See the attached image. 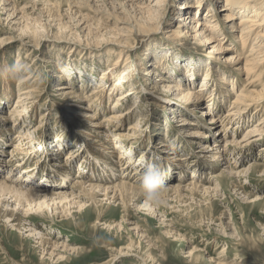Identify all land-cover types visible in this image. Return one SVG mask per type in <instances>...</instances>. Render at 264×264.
I'll list each match as a JSON object with an SVG mask.
<instances>
[{"label":"rangeland","instance_id":"374dc122","mask_svg":"<svg viewBox=\"0 0 264 264\" xmlns=\"http://www.w3.org/2000/svg\"><path fill=\"white\" fill-rule=\"evenodd\" d=\"M184 1L195 3V0H164L154 8L156 17L153 18L139 12L149 4L148 0H0V65L21 63L27 69L24 78L27 81L8 86L9 95H5L6 85L0 81V163L6 167L0 169V180L9 177L10 183L23 168L27 169L23 171L25 176L39 166L35 179L39 182L47 175L50 182L54 178L51 186L64 183L62 173L68 174L66 188L72 180L87 181L95 176L101 186L110 187L122 181L137 187L134 179L139 177L140 169H136L135 175L134 166H143L142 156L149 162L165 164L168 172L165 206L153 213L144 208L137 211L135 204L143 205L138 194L135 195L138 200L126 212L119 203L104 201L103 224L96 220L95 212L75 213L71 208L55 210L52 218L13 215V220L8 222L9 214L0 206V264H143V259L146 264H264V151L261 150L264 137L239 143L248 127L264 117V103L257 111L251 109L252 119H243L245 122L240 125L224 123L225 127L221 128L218 123V127L212 128L207 122L210 117H201L202 112L218 111L225 116L237 89L233 95L229 94V85L228 88L219 85L224 98L214 100V107L211 98L215 92H203V99L195 102L189 112L175 93L162 89L170 76L187 85L185 76L189 70H196L192 90L197 91L208 65L210 48L191 38L192 24L179 23V18L186 13L180 10ZM201 1L213 3L208 7L214 8L212 13L217 17L218 27L230 35L228 27L238 20H222L224 13L219 11L224 0ZM154 4L155 1L150 3ZM208 7L201 8L200 12L205 13ZM191 10L190 15L195 11ZM178 25L182 38H176L175 45L170 44L165 34L176 30ZM122 27L129 31L126 37H120ZM183 31L190 36L183 35ZM227 37L221 42L223 48H235L233 39ZM118 38L124 44L112 41ZM125 44L133 48L127 49L122 57L136 58L151 73L153 56L166 53L170 62L164 71L156 73L165 83L158 82L157 75L144 77L145 82L142 74L135 76L129 84L139 94L114 107L117 96L129 90L128 85L123 92L112 94V80L105 81V88L102 86L103 73L115 63ZM150 47L155 50L145 60ZM229 55H214L219 60L217 71L212 69L213 75L225 71L242 86L244 76L227 69L225 59ZM63 86L67 89L59 90ZM250 90L258 92L261 87L253 85ZM93 91L97 93L89 97ZM165 98L174 104L167 105ZM119 114L122 117L112 119ZM96 124L101 128L93 127ZM215 132L216 136L228 133L222 138L223 144L231 140L233 133L239 143L229 146L223 156L217 155L219 160L213 157L215 150L210 151L215 143L209 137ZM20 133L29 137L23 141L25 147L35 151L41 144L47 152L41 156L38 150L32 158L28 156L29 151L14 153L16 136ZM90 142L91 146L87 145ZM51 143L57 148L50 146ZM162 144L173 148L169 152L183 162L187 159L190 167L170 168L165 160L170 153H162L165 150ZM205 145L210 146L208 152L203 150ZM116 146L129 148L126 153L120 148L114 150L118 156H130V160L123 158L121 164L126 165L122 170L119 169L123 166L109 157L112 147ZM55 149L60 153L53 154ZM87 149L96 151L99 163L93 162ZM68 153H73V159H68ZM16 162L24 163L19 171L15 170ZM81 172L83 175L79 176ZM193 178L200 189L172 190L177 184L186 186ZM203 188H209L210 192L203 193ZM16 224L25 227L24 230H17ZM29 225L37 231L33 232ZM29 230L31 233H25ZM32 234L37 240L30 237ZM42 235L50 244L44 253L37 245ZM126 246L133 250L129 255L115 256L111 251Z\"/></svg>","mask_w":264,"mask_h":264},{"label":"bare ground","instance_id":"6f19581e","mask_svg":"<svg viewBox=\"0 0 264 264\" xmlns=\"http://www.w3.org/2000/svg\"><path fill=\"white\" fill-rule=\"evenodd\" d=\"M148 1H149V4L145 8H140L139 12L143 13V15L144 14L147 15V17L153 16V18H154V17H156L155 16L156 9H154V8L156 6H159V4L162 3V1H164V0H148ZM154 1H155V4L150 5V3L154 2ZM209 3L211 5H213V3H211V2L202 3L201 0H195V3H194L195 5L192 3L190 4V2H188V1H184L180 7L181 8L180 10H182L181 12H184V13L186 12V13L183 14L181 16V18H179V23L188 22L187 24H192L193 27H190V28L186 27V28H189V31H191V33H192L191 38L193 40L198 41L199 43H203V46L210 48L209 53H208L209 56L207 57V64L208 65L205 68V72H204L203 77L201 79L200 88L197 91L192 90V86L194 84V82H192V81L196 80L195 77H196V73L198 71L189 70V73H187V75L185 76L186 77L185 80L189 82V83L187 82L188 83L187 85H186V83H183L182 81L174 78L173 76H170V77H168V79H170V80L167 83V86L163 85L162 89H165V91L167 93H171V94L175 93L174 95L177 96L176 99L181 101V103L185 106L184 108L187 112H189L188 110H190V109L193 110L192 107L194 106L195 102H199L203 99V94H202L203 92H208V90H209V92L210 91L215 92V94L213 95V98H211L212 99L211 101H213L211 104L214 107L215 106L214 100H216V102H217L218 98H222L224 96V92L218 90L219 88H221V87L218 88L219 85L220 86L221 85H224V86L227 85V88L229 85V88H230L229 94L231 93L233 95H234L235 89H237V92H235L234 98H232V102H230L231 105L226 110L227 112H226L225 116L222 117V115L218 111L213 112L211 114L212 110H208V112L203 111L201 114V117H203V116L204 117H206V116L210 117V118H208L207 122H208V124L213 125L212 128L218 127V123L221 125V128L222 127L224 128L225 127L224 123H228V124H232V123L238 124L239 123V125H240V123L243 121V119H245V120L252 119V116L250 114V110L255 109L257 111V110H259L261 103H264V0H224L223 7L219 11V12L224 13L222 16V20L223 21L238 20L236 22V24L231 23V25L228 27L230 35H227L226 32L222 31L221 28L218 27V22L215 19L217 17H215V14L212 13L215 10L213 7H208ZM205 7H208V10L202 14L200 12V10H201V8H205ZM191 9L195 10V11L193 10L194 13H192L193 17L189 13L192 11ZM190 16H191V19H190ZM198 17L199 18L201 17V19H197ZM179 25L177 26L176 30L169 31L167 34H165V37L167 38V40L169 41L170 44L175 45L176 44L175 39L176 38H182V35H181L182 30L180 29L181 27H179ZM192 25H190V26H192ZM122 32L123 33H122V35H120V37H126L129 33V31L126 30V28L124 29L123 27H122ZM183 35H189V34H188V32L183 31ZM108 36H111V35H108ZM219 36H220V38H218ZM226 36H228L227 39L228 38L233 39V42L235 43V48H233V49L223 48L221 42L226 39ZM119 40H120V38L113 39L112 41H118L119 42L118 44H124V43H122L121 40L120 41ZM178 40H180V39H178ZM252 41H254L253 45L250 44ZM248 47L250 48L249 52L246 56H244V52L246 51V49H248ZM131 48H133V47L132 46L129 47V45H126V44L123 45L121 48V52L119 51L121 54H119L115 63L113 62L111 67L107 68L108 71L103 73L105 78H104V82H102V86H104V88H105V85L107 84V82H105V81L110 82V80H112V88L110 89L112 94H114L117 91L123 92L124 89L126 88V86L128 85L127 88L129 90H127V91L123 92L121 95L117 96V99H116L117 103H115L113 105L114 107L118 106V102L126 103L127 99L130 96H133L134 94H136V96H137L139 94L138 91H135V88H132V85L129 84V82L132 81L135 76L139 77L140 74H142L143 75V79H142L143 82H145L144 77H147V76L151 77L153 75H157V77L159 78L160 75L156 74L157 71H161V72L164 71L166 69L165 68L166 64H168L170 62V60H169L170 57H165L166 53L165 54L163 53L162 56H160V57L153 56L155 61L153 62L152 68L154 70L151 73L150 69L144 70L142 63L136 61V58L131 59L129 56H126L124 58L122 57V54L123 53L125 54L127 49H131ZM153 50H155L154 47H150L148 49V51L145 53V58H144L145 60H146V57H148L150 55L151 51H153ZM225 53H230V55L228 57H226V59H225V64L227 65V69H231L232 71L237 72L238 75L241 74V76H244V78L241 79L242 82L244 83V85H242V86L238 85L236 80H234V77L229 72H228L229 75L225 74L224 73L225 71L222 72L221 74L213 75L214 73H213L212 69L217 68L216 67V65H218L217 60H219V57L215 58L216 56L214 57V55L219 56V55H223ZM242 62H243V64H242ZM120 65H121V67H120ZM216 71H217V69H216ZM188 74H190V75H188ZM162 80H163V78H161V79L159 78L157 81L159 82ZM26 81L27 80L25 79L24 82H26ZM162 83H165V81H162ZM145 85H148V84L146 83ZM253 85H255L257 87H261V91L256 92L255 90H250V87ZM9 89L10 88L8 86H6V89H4L5 95L10 94L11 91ZM22 89H23V87H22ZM66 89H67L66 86L65 87L63 86V88H59V90H66ZM17 90L20 92L19 89H17ZM143 90L146 91V88H144ZM94 91L91 93V95L89 97H91L97 93ZM101 91H102V89H101ZM19 92H18V95H19ZM21 94L23 95L24 93H21ZM70 95L71 94H69L68 96H70ZM170 101H171L170 99L165 98L166 104L172 106L174 103L170 102ZM120 105H121V107L123 106L122 104H120ZM169 110H170V108H169ZM119 117H122V116L119 114V116L118 115L113 116L112 119L114 120V119H117ZM92 120H94V119H92ZM182 121H184V119ZM243 122H245V121H243ZM184 125H185V123H183L182 126H184ZM93 127H96L97 129H99V128H101V125L96 124ZM116 128H119V126H115V129ZM203 128H205V127H203ZM119 129H121V128H119ZM220 134L218 136H216V132H215V133H212L211 137H209L211 140H214V143H215L213 145V148L210 149L211 152L213 150H215L214 153L216 155H214V156L212 155L215 160H217V159L219 160V158L222 154L223 155L226 154L229 146L237 145L243 141H245V142H250V140L256 141L259 138V136L264 137V117L261 118L260 121H257L255 124L248 127L246 134L244 135L243 139H241L239 141V143H236L237 141L234 140L235 137H234V135H233L234 133H233L231 135V140L225 141L223 144V143H221L222 138L227 137L228 133L226 132L223 136H221ZM26 135L27 134H23V133L17 134V136H16L17 145L14 147V153H16V154L22 153L23 154L25 152L28 153V151H29L30 154L28 156H29V158H30V156L32 158V157H34L33 153L40 150V152H42L41 156H43V152H47L46 147L44 145L39 144L37 146V148L40 147V149H37L35 151H33V149H31V148L29 149V147H25V144H23V141H26L25 139L29 138L28 135L27 136ZM107 137H109V136H107ZM61 139L62 138L60 137V139L59 140L57 139L56 141L59 142ZM106 142H108V140ZM53 143H51L50 146L53 147L54 146ZM91 143L92 142L87 143V145L91 146ZM29 144L32 145L31 143H29ZM11 145H13V144H11ZM96 145H97V143H96ZM54 147L57 148V146H54ZM161 147H163V149H165L162 151V153H166V152L168 153L169 149L170 150L173 149L169 145H166V144H162ZM119 148L121 149V151L123 150L125 153L129 150V148H125V147H118V146L112 147L113 151L110 152L111 154L109 155V157H112L113 159H115V163L117 165L123 166L119 169V170H122L126 164H124V165L121 164L124 157L118 156V154L116 155L115 151H117V149H119ZM209 148H210V146L205 145L203 147V150L208 152ZM261 150L264 151V147H262ZM85 151L88 152L90 157H92L93 162L95 161L96 163H99L97 156H95L96 151L93 152V150L90 151L88 149ZM54 153L57 154L60 152L58 151V149L57 150L55 149L53 151V154ZM169 153H170L169 158H166L165 160H166L167 164L170 165L169 166L170 168L173 167V170H174L175 168L186 169L187 167H190V165H188L189 161H187V159L185 160V162H183L182 159H180V157L175 156L176 155L175 153H171V151ZM67 155H69L68 159H73V157H72L73 153H68ZM74 155H75V157H77V155L75 153H74ZM217 155H220V156H217ZM124 159L130 160V156H127ZM140 161L143 163L144 161H147V159L144 156H142L140 158ZM182 164H184V165L182 166ZM23 165H24V163L18 162L17 165L15 166L16 167L15 170L17 169V171H19L20 167H22ZM160 165L163 168L165 167V164H162L161 162H160ZM132 166H133V164H132ZM2 168L5 169L6 167L2 166V164L0 163V169H2ZM39 168L40 167L38 166L37 168L32 169L30 171V173L28 172L27 175H25V176H24V173L26 171L25 172H23V171L27 170V169L23 168L24 170L22 172H18L17 178L15 180L13 179V181H12L10 179L11 180L10 183L8 181L9 177H5L3 180H0V206L3 208L4 213L9 214L7 216V217H9L8 222L10 221V219H12L11 217H13V215H19L21 218H27L30 215H39L40 217L44 216L46 218H52L54 216V214H56L55 210H57V209L63 210V208H67V209L71 208V209H74L75 213L82 212L85 210H87L86 213L95 212L96 213V220H99L100 223L103 224L102 220L106 216V210L102 209V203L104 201H106V202L109 201L112 203L117 202V203H119V205H121L123 212H126V209L129 206L132 207V205L134 204L133 201L135 202L138 200L135 198L136 197L135 195H137V187L133 186L131 183H126V182L121 181L115 185H112L110 187H106V185L101 186L99 184L100 182L98 183L99 178L95 176V177H89V179L87 181H82V180H74L73 181L72 180V183L70 184L71 186H69V187L67 186V188H66L64 186V183H66V184L68 183V181L66 180L68 178V174H62L61 173L62 182H64V183L51 186L50 184L52 183L54 178L52 180L50 179L51 181L49 182L48 181L49 177L47 175H43V177H41V180L44 179L43 183H41V180L39 182H37V180L35 178H36V174L39 172L38 171ZM108 168H109V166H108ZM134 168H135L134 173L136 175V169H138V170L140 169L138 172H141L142 164H137L136 166H134ZM11 170L13 171L14 169H11ZM11 170H9V173L12 172ZM51 170L54 173H59L58 170H56V169H51ZM99 170H101V169H99ZM43 171H44V169H43ZM121 173H123V172L121 171ZM82 175H83L82 172L79 173V176H82ZM235 175H237V174H235ZM39 176H40V174H39ZM194 176H196V174H194ZM138 179H139V177L134 179L135 184L138 183ZM194 179L195 178L191 179L192 181L189 182V184H187L186 186H181L180 184H177L176 186H174L172 188V190L181 191L185 187L186 189L193 192V191L200 189L199 185L195 184V182L193 181ZM203 189H204L203 193H205V192L209 193L210 192L209 188H203ZM47 191H52V192L50 194H48V193H46ZM194 194H196V193H194ZM136 204H135V207L137 208V211L140 208L141 209L144 208L143 205L138 206V204L137 205ZM71 213H73V212H71ZM2 214L3 213H1V215ZM67 214L70 215V213H67ZM125 217H126V215H125ZM125 217L122 219L123 222H125V219H126ZM19 222H22V220ZM129 225H131V223ZM16 228H17V230H24L23 228H25V227L21 228V225L16 224ZM28 228L34 229L33 232L37 231L35 228H33L30 225L28 226ZM26 232L31 233V230L25 231V233ZM30 237L35 238L36 235L32 234V235H30ZM40 237L41 238H38V240L40 242H38L37 245H38V247H40V250L43 251V253H44V251H46L45 250L46 246L50 245V244L48 242H46V240L44 239L45 236L42 235ZM35 240H37V239L35 238ZM111 251L114 253L115 256L129 255L133 252V250L131 248H129V246H126V248H120L119 250H113L112 249ZM51 254H52V252L50 253V256H51ZM142 262H143V264H146L145 259H143Z\"/></svg>","mask_w":264,"mask_h":264},{"label":"clouds","instance_id":"9594fccd","mask_svg":"<svg viewBox=\"0 0 264 264\" xmlns=\"http://www.w3.org/2000/svg\"><path fill=\"white\" fill-rule=\"evenodd\" d=\"M27 74L21 63L0 65V81L6 86L22 83ZM168 172L158 163L144 161L137 183V194L143 200L146 212L153 213L166 204Z\"/></svg>","mask_w":264,"mask_h":264}]
</instances>
